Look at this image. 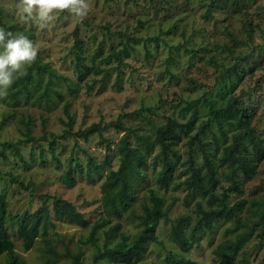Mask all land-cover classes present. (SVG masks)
I'll use <instances>...</instances> for the list:
<instances>
[{
	"label": "rangeland",
	"instance_id": "rangeland-1",
	"mask_svg": "<svg viewBox=\"0 0 264 264\" xmlns=\"http://www.w3.org/2000/svg\"><path fill=\"white\" fill-rule=\"evenodd\" d=\"M87 3L90 7L82 21L67 12L54 13V22L41 29L35 21L21 18V0H0V28L14 35H28L39 49L37 60L48 63L61 75L49 78L47 70L37 75L33 67L31 73L39 85L28 84L26 93L21 88L12 99L8 93L19 87L13 83L7 95L0 98V140L22 138L26 120L30 135L36 138L18 145L23 160L14 156L12 150H6V157L0 158V186L6 194V212L12 217L24 210L33 213L44 201L39 195L49 194L70 201L88 221L87 227L67 222L57 217L51 203H47L46 226H39L32 247L25 250L23 240L16 232L15 219H7L6 230L15 252L23 259V264H44L47 241L59 254L55 264H73L72 255L78 252L82 253L78 264H169L166 261L169 255L189 259L195 264H219L212 253L215 245L246 229L240 226L232 230L233 220H216L210 230L199 235L197 243L181 251L172 240L171 222L160 218L154 230L156 240L146 244L140 258L130 262L108 259L94 262L93 254L103 247V231L110 224L119 221L120 231L129 236L140 228L137 216L142 213V205L148 203L147 188L162 196L163 206L173 201L167 214L171 220L181 214H188L194 220L196 201L207 208L197 193L188 194L185 184L189 175V136H182L172 145L177 158L168 187L165 189L157 182L156 173L161 165L156 156L157 145L146 151L134 139L136 133L146 134L150 140L153 138L155 129L149 121L159 125L167 117H175L186 122L193 112H181L180 106L197 99L193 134L203 121L209 119L205 99L221 104L228 97H235L251 113L250 125L264 143V0H87ZM208 9L210 15L206 16ZM75 27H78L76 34L84 46L81 69L76 68L72 49ZM131 38H138V41ZM126 39L130 40L119 73L114 59L106 63L101 61L111 49L121 48ZM94 54L95 60L90 61ZM96 66L106 73L97 71ZM118 73L119 84L116 86ZM46 84L50 94L47 103L36 99ZM70 87L72 92L68 90ZM55 91L61 97L56 96ZM66 101L72 117L70 126L60 121L68 119L62 111ZM176 103L180 106L174 108ZM119 115V121L135 132L129 133L128 139L144 154L145 164L141 167L144 176L133 183L129 208L120 218L112 217L110 224L98 227L95 230L96 245H92L85 240L91 225L104 217L101 189L105 171L109 167L115 169L119 164L116 144L122 133L112 126ZM214 118L210 119L209 130L200 137L216 164L222 146L230 141L235 127L232 123H223L222 133L226 135L223 142ZM42 119L46 132H52L54 137L47 134V140L41 139ZM94 122L101 123L103 137L93 134L87 140L76 139L78 129ZM53 139L55 143L51 150L49 143ZM196 145L194 142V149ZM88 157L96 165L107 160L108 167L100 172H88ZM192 158L195 166L203 171L202 152L195 149ZM77 163L82 166L81 172ZM225 171L226 167L218 169L217 193L221 186L228 184L222 175ZM61 175H72L73 183L60 182ZM12 176L16 182H12ZM237 179L241 191L231 192L229 203L241 198L264 201V157L252 177L244 178L238 170ZM239 215L253 219L245 208ZM117 240L118 236H113L108 245L112 246ZM0 264H6L3 254ZM231 264H264V222L256 227Z\"/></svg>",
	"mask_w": 264,
	"mask_h": 264
},
{
	"label": "trees",
	"instance_id": "trees-1",
	"mask_svg": "<svg viewBox=\"0 0 264 264\" xmlns=\"http://www.w3.org/2000/svg\"><path fill=\"white\" fill-rule=\"evenodd\" d=\"M211 4H209V7ZM210 15L209 9L206 11V16ZM78 27H75L73 31L74 41L72 45L73 55L76 61V68L81 69L83 66L82 60L84 52V46L81 38L78 37L76 32ZM109 33L107 34V36ZM28 37V35H25ZM130 40V39H128ZM122 42V47L119 49H111L110 52L103 57L101 62H109L110 59H114L117 63V71L120 73L119 65L124 64V57L127 54V42ZM132 41H138V38H131ZM101 51V46L98 47ZM97 50V52H98ZM96 54L91 56L90 61ZM128 57V56H126ZM35 67L37 75L42 74L43 71L47 70L49 78L60 77L61 75L54 71L53 68L48 66V63H41L36 59L35 63L30 67H27L26 74L18 76L14 83L18 84L19 87L11 91L10 94L12 99H15L22 88L23 93L27 91V85H39L38 81L32 76L31 69ZM97 71H106L96 66ZM119 73L117 75L115 85L119 84ZM39 78V76H37ZM50 80V79H49ZM69 92L73 89L70 87ZM56 96L61 97L58 91L54 92ZM50 94L48 91L47 84L41 90L40 94L36 97L38 101L43 99V102H49ZM198 100H191L186 102L184 106H180V103L174 104V108L180 106V111H192L190 119L186 122L179 121L175 117H167L163 124H155L149 121L155 129V135L150 140L146 134H135L124 126L119 119L112 124L116 131L122 133L117 141L116 149L118 151L119 164L113 169L109 167L105 171V179L102 183L101 189V203L103 206V218L95 221L91 225V231L85 243L96 245L95 230L98 227H103L110 224L112 217L120 218L121 214L129 208L133 195L131 190L133 183L137 180L136 178L143 177L141 167L145 164L144 154L131 145V141L128 139L129 133L135 134L134 139L140 144L146 151L154 148L157 145L158 151L156 156L161 160L160 168L156 173L157 182L163 187L167 188L169 180L172 178L177 153L174 151L172 145L181 140L182 136H189L188 145V169L189 175L185 180V184L188 187V194L195 192L201 198L204 199L206 207L202 206L200 201L195 202L194 213L196 217L194 220L188 214H181L174 219L168 217V212L173 205V201L169 202L166 206H163V198L152 188L146 189L148 203L142 205V213L137 216L139 229L132 235L129 236L127 233L120 231V222L116 221L110 224L107 229L103 231L104 241L103 247L97 249L93 254V261L102 259H108L109 261H120L130 262L131 260L138 259L146 249V244L149 241H155L156 235L154 233L156 222L160 218H164L165 222H171V235L172 240L181 251L188 250L193 244L198 242L199 235L207 230H210L214 222L218 219L233 220L234 227L232 230H236L242 226L246 229L239 231L233 238H227L217 243L212 250L214 260L219 264H231L235 259L236 255L247 241L252 236L256 227L261 226L264 222V201L259 199H246L241 198L235 200L233 203H229L228 199L231 192L239 193L241 191L239 187V181L237 179V171L240 170L244 178H250L256 173L257 165L264 157V143L260 136L253 131L250 125L249 110L247 107L237 101L235 97H228L223 103L216 104L212 100L205 99L207 106V113L209 119L205 120L200 124L195 132L194 124L196 122V104ZM62 111L68 118L67 121L60 120L65 126L72 124V117L69 111L68 102H64ZM136 113L138 111H135ZM215 116L216 124L220 128L222 141L225 142L226 135L222 133L223 123H232L235 127L230 135V141L222 146L221 153L216 159V164L209 157L206 151V144L201 140V135L206 134L209 130V122ZM24 123V131H22L23 137L15 141L0 140V158L6 157V150H12L14 156L23 160L22 154L19 150L18 145H22L28 142L36 140L29 133V121L26 120ZM41 139L47 140L46 135L49 134L54 137V134L47 133L45 130V120L41 121ZM99 134L102 136V125L100 122H94L86 126L84 129H78L75 133V137L87 140L90 135ZM191 134V135H190ZM55 139V138H54ZM50 141V149H53L55 140ZM246 141L249 143L248 147ZM107 142V141H106ZM197 150L202 152L204 170L201 171L195 166V162L192 158L194 152L193 143ZM106 149H110V145H106ZM107 160L96 165L92 158L88 157L87 171L100 172L106 165ZM79 172L82 171V166L77 163ZM226 167V171L222 174L228 182L226 187L221 186V191L217 193L219 188V179L217 177L218 169ZM2 172L0 171V174ZM12 182H16L12 176ZM60 182L65 184H72L74 177L72 175H61L59 178ZM23 188L26 185L21 183ZM41 199H44L39 210H35L33 213H29L24 210L20 215L12 217L6 212V194L3 188L0 186V255L5 256L6 264H23V259L17 255L14 250V243L9 238L6 230V220L15 219L16 221V232L22 238L23 248L25 250L32 247L34 241L39 234V226H46L49 217L47 203H51L53 213L59 217L65 219L67 222L74 223L80 227H87L88 221L84 217V214L79 212L75 205L70 201L61 198L56 195L42 194L39 195ZM185 204H188L185 200ZM246 209L250 217H240L239 213ZM228 230V229H227ZM45 234V233H43ZM117 235L118 240L112 245H108V241L113 236ZM46 252L47 255L44 257V264H55L56 258L59 256L56 250L50 242L46 241ZM67 248V247H66ZM71 254L69 250L65 251ZM81 252H78L73 257V264H78ZM166 261L169 264H195L189 259L183 257L176 258L174 256H167ZM154 264V263H151Z\"/></svg>",
	"mask_w": 264,
	"mask_h": 264
},
{
	"label": "clouds",
	"instance_id": "clouds-1",
	"mask_svg": "<svg viewBox=\"0 0 264 264\" xmlns=\"http://www.w3.org/2000/svg\"><path fill=\"white\" fill-rule=\"evenodd\" d=\"M21 18L35 21L45 29L54 22V13L67 12L82 21L89 10L87 0H21ZM0 98L18 76L25 75L27 67L35 63L39 49L27 36L14 35L0 28Z\"/></svg>",
	"mask_w": 264,
	"mask_h": 264
}]
</instances>
